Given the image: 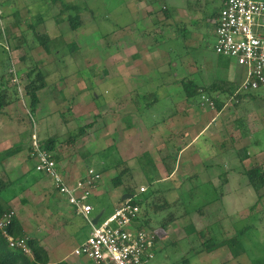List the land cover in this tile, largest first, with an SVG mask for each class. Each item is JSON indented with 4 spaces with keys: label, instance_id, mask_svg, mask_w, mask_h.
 Wrapping results in <instances>:
<instances>
[{
    "label": "rangeland",
    "instance_id": "1",
    "mask_svg": "<svg viewBox=\"0 0 264 264\" xmlns=\"http://www.w3.org/2000/svg\"><path fill=\"white\" fill-rule=\"evenodd\" d=\"M26 1L36 4L34 10L35 15L40 13L47 18L54 14L52 16L54 17V21H57L60 15L57 7L59 5L62 9L63 5L72 6L70 9L65 10L64 14L66 16L64 19H67L70 15H79L81 17L83 26L78 30L74 29L75 31L71 32L69 35L63 34V37L60 38L62 39L60 42L43 44L41 41L36 40L38 49L45 57L42 61H40L41 58L38 57L41 54L37 52H34L32 57L28 59L30 61L28 62L29 68H34V65L37 64L46 76L47 74L50 75L47 78V84L48 82L49 84L46 90H44V92L47 93L44 95L43 92V95L54 98L57 100L58 104L64 101L62 104L64 107H60L61 109L59 110L57 109L59 112L56 110L54 113H51L50 117L52 118H50L48 125L41 123V125L44 126L41 129L42 136L51 137L58 135L59 145L65 148L70 153V156L77 154L78 157L81 149L90 147L89 143L79 142L83 136L79 137L75 143H71V137L78 134L80 128L84 126L83 124L93 120L94 117L91 116L86 121L78 117L72 112L73 105L77 103L76 100L72 102V97H69L68 99L70 101L66 103V96H63V93L59 92L54 84L58 78L60 79L61 76L64 77L67 72H77L79 81H82L79 84L80 89L78 87L77 90L84 91L85 94H87V96L84 97L85 99L89 100L91 95L94 96V90L92 89L94 86L95 91L101 94L100 100L98 99L95 101L97 104L101 101L104 103L106 99L108 101L109 98L118 97L117 93L110 92V88L113 83L119 84L120 78L115 77L114 82H112L111 79L109 81H100L101 77L99 76L102 75V72H106L105 68H108L111 64L108 58L109 55L113 54L112 50L114 49L109 48L113 47L115 44L121 47L120 30L122 29L123 31L127 22H133L143 27L145 20L140 17L143 15V12L141 11L142 15L129 13L124 0H13L12 3L10 0L9 3L16 7L23 5ZM156 1L158 2L157 9L161 8L159 10V12H161V19L159 20L160 30H163V28H161V22L169 19L166 17L168 11L172 17L174 16V18L171 19L172 22L175 20L177 25L178 22L186 21L189 23L187 29L201 36L200 41L197 43L194 42V48L190 47L189 50L191 51L190 56L195 60L196 66L200 70V72L196 74V77L202 81L201 85H203V87L210 86L212 83L219 80L231 79L233 82L239 83L246 78V71L244 68L237 65L235 59L218 54L215 50V45L217 43L216 25L215 23H211L210 19L216 17L217 14L220 13L224 0ZM52 2L59 3H57L58 5L56 6L53 5ZM3 4L7 6L6 1ZM164 4H168L172 9L170 10L162 7ZM53 7H56V9ZM178 7L187 10V14L190 16H185L184 13L182 15ZM64 14H62V17H64ZM135 16H139V18H135ZM68 23L65 25L69 26ZM66 26L65 30L67 29ZM70 31L69 29V32ZM179 33V36H183L184 31L182 30ZM27 35L29 36L31 34L27 33ZM80 47L81 49L79 50ZM6 57L7 55L0 45L1 64ZM40 62L44 64H38ZM72 63L75 66L73 70L70 69ZM19 67L21 68V65H19L18 68ZM23 72L21 76L19 75V77H15L14 79L19 84L18 91L21 95L20 99L15 100L11 108L6 109V106L2 110H7V117L15 119L16 126L20 123L21 125L24 124V127L28 129L27 125L31 126L32 124L33 112L31 110L30 97L25 93V85L27 84L26 74L28 70ZM8 74H10V72L6 75L9 76ZM53 74L54 76H51ZM7 76L4 82H8V80L6 81L8 78ZM10 78L9 80L11 81ZM4 85L2 86L4 87ZM106 90H108V94H105ZM256 92H258L259 98L254 101L247 98L241 109L235 108V105L232 103L227 105V109L232 111H225V116L228 117V119L224 121L226 122L224 132L226 142L224 141L223 144H220V146L225 148V153H223L220 158L216 159L217 165H213V160L207 158L210 157L209 154L211 153L208 152V149L204 156L202 153L200 155L202 164L209 165L208 167L211 173H203L204 170L201 169L202 167L199 165L200 168L188 174L189 180H187L189 182L182 181L184 183L183 186H181L182 188H180L177 193H173V191L169 195L170 189L168 182L150 184V178L146 176L150 175V172L156 174L160 179L162 176L153 169L156 168L155 164L153 165V162L151 163L153 159L150 156H146L145 153L137 156L134 162V168L131 167L130 169L132 174L124 173L122 178L124 179L123 185L136 188L134 192L135 198L145 199L155 188L162 190L161 195L157 196L154 199V203H151L149 207V216L152 220L149 222L148 228L155 230L159 234L157 239V255L151 264H253L254 260L264 261V195L261 197L263 191L259 193L255 192L244 174L245 168H250L253 165L264 162V90L260 89L254 93L256 94ZM76 95L77 93L71 94L73 97H76ZM59 97L60 99H58ZM61 99L62 101H60ZM44 101L46 102L45 104H47L48 100L45 99ZM44 101H42L43 104ZM197 101L199 100L197 99ZM150 103H152L151 107L147 108L150 106ZM156 105L157 104H154L151 100L145 104L146 110L144 111L150 116L149 119L152 121L153 119L151 116L152 113L155 112L153 108ZM43 108L45 109V106ZM163 110H166V108ZM101 112L103 113V111ZM33 115L36 122H41L42 118L39 117V111ZM65 115L69 118L66 126L68 129L64 126ZM240 117L246 118L251 137L249 135L243 138L240 129L235 125V121ZM9 125L10 124H8V127ZM45 129L49 132L48 136ZM17 130L14 131L17 137L13 138L11 142L20 137ZM29 134H31V131ZM114 136L118 137L117 134ZM230 136H232L233 139L230 138ZM41 138L42 137H40V139ZM254 138L259 140V145L256 143L254 145L252 144ZM245 147H249V154L247 157L243 154V149H245ZM105 153H108V155L105 156ZM81 154L86 156V159H84L85 164L97 170L101 168L100 162L103 161L102 155L105 156V160L109 162L108 165L116 163V161H122V157L117 151L116 144H113L107 151H99L98 147L97 149H89L87 152H82ZM28 156L29 155L26 154L25 156L21 155L20 159L23 162L27 161L31 168L35 167L36 160L32 158L29 163ZM240 157L241 159L243 158L242 161ZM12 167L13 169L16 168L13 164L6 168L4 167V172H1L0 177L8 181L15 180L16 175L12 173ZM78 169L81 168L78 166ZM121 169H123L122 166ZM120 171L117 173L110 170L105 171L103 181L106 189L109 190L114 187L113 176ZM181 175L183 178L184 174ZM175 177L178 178V180H173L171 184L173 186L176 184L180 185L179 182H181L182 178H180V175H176ZM198 177H202L204 180L209 179V181L212 182L216 181V189L209 191L210 187L204 183H198L193 180ZM191 185H193L192 188ZM200 186H202L201 189ZM141 187H145L144 192L140 191ZM16 188L17 190L20 189L18 186H16ZM108 190L104 193L103 202L92 199L91 202L96 207L93 213L94 217L103 209L106 211L105 215H109L115 211ZM11 192L13 191L8 190L2 193V198H4L5 194L9 195ZM42 193V190L30 191L27 193L32 202L23 201L21 204L17 201V208L19 211L16 210V212L18 211L17 214L19 218L23 223L25 222L24 224L29 228L27 234L25 233L28 237L33 238V236H35V238L44 240L47 236H54L57 246L53 253L57 256L61 254L65 255L71 248L80 245L88 237L92 230V226L84 218L75 214L73 208L63 196L54 193V195H52L53 197H48L47 194L44 196ZM27 194L23 193L22 198L27 199ZM165 195L167 200L171 202L169 208V205L165 203ZM223 196H225L224 199L222 198ZM179 198L183 201L177 203ZM209 202L211 203L209 204ZM140 207L141 216L143 208L142 206ZM143 207L144 209L147 208L145 204ZM67 213H70L72 217L71 221L70 219L67 220L64 216ZM169 215H173L175 220L164 230L161 228V225ZM187 226L189 227L187 228ZM205 227L208 228L207 234L205 232L207 237H216L215 239L221 242L217 247L210 250L202 248V241L205 238L201 239L200 235L197 233V230H204L203 228ZM245 228H247L246 231L244 234H241V230ZM80 258L83 259V257ZM87 262L88 264H92L89 260H87Z\"/></svg>",
    "mask_w": 264,
    "mask_h": 264
},
{
    "label": "crops",
    "instance_id": "2",
    "mask_svg": "<svg viewBox=\"0 0 264 264\" xmlns=\"http://www.w3.org/2000/svg\"><path fill=\"white\" fill-rule=\"evenodd\" d=\"M5 1L7 6L3 4ZM9 2L10 0H2L5 31L3 39H0V45L3 51L7 53L6 55H9L12 65L9 71L10 74H8L9 76L6 75L8 77L6 80H9V78L14 75L15 77H19V75L21 76L24 73L23 71H27L29 69L28 62H30L28 59L32 57L34 52L42 55L37 47L36 40L40 41L41 39L43 43L48 42L53 44L60 42V40H62L60 38L63 37V34L69 35L71 32L75 31L67 20L61 22L54 21V17H52L54 14L47 18L40 13L35 15V3H28V1H26L23 5L14 7L11 4L13 0H11V3ZM57 3L59 2H52V4L56 6L58 5ZM124 3L129 13L142 15V11L143 15L140 17L145 20V24L141 27L136 23L127 22L123 31L122 29L120 30L121 47L115 44L113 47L109 48L114 49L112 50L113 54L109 55L108 58L111 64L108 67L109 69L105 68L106 72H102V75L99 77H101L100 81H109L111 79L112 82L115 81V77L120 78V83H113L110 88V92L117 93L118 97L109 98L108 101L106 99L104 103L101 101L97 104L95 101L100 98L101 94L95 91L94 86L92 87L94 96L91 95L90 101L85 99L84 97H86L87 94H85L84 91L77 90L78 87L80 89L79 84L82 82L81 80L79 81L77 72H67L64 77L61 76L60 79L58 78L55 84L52 82L56 85L55 87L59 92H62L63 96H66V103L70 101L68 99L69 97H72V102L76 100L77 103L73 105L72 112L84 121L91 116L94 117L93 120L83 124L87 125L93 123L92 126L86 129V133L79 141L80 143L88 142L90 147L81 149L78 157L77 154L70 156V153L59 145V143L54 149L53 153L61 172L71 179H77L85 175L90 166L85 164L84 159H86V156H83L81 153L87 152L89 149H97L99 147V151H107L113 144H116L117 151L122 157V161H116V163L108 165L109 162L105 160V156L108 155V153H105V156L102 155L103 161L100 162L101 168H98L102 178L98 183L95 195L91 198V201L92 199H96L99 202L104 201V193L108 190L103 181L105 171L110 170L117 173L120 170H125V173L132 174L130 169L131 167L134 168V162L137 156H140L142 153H145L146 156H150L153 159V165L155 164L156 166V168L153 169L159 172L162 178L160 179V177L152 172H150V175L146 176L150 179H156L157 181L155 184L168 182L171 191H169L168 195L173 191V193H177V191L182 188L183 182H189L188 174L192 173V171L202 167L201 169L204 170L203 173H211L208 167L209 165L202 164V159L200 160L201 153L204 156L208 149V152L211 153L209 154L210 157L207 158L213 160V165H217L216 159L220 158L221 155L225 153V148L220 146V144H223L225 141L224 132L226 122L224 121L228 119V117L225 116V111L231 112L232 110L227 109L226 106L221 111H217L214 107L210 108L209 104L199 105V102L189 100L182 83L183 81L185 82V80H192L201 88L203 87V85H201L202 81L196 77V74L200 72V70L196 66L195 60L190 56L191 51L189 50L190 47L194 48L195 44L193 43L199 42L201 36L194 32H190L187 29L189 23L186 21L178 22L177 26L175 20L173 22L171 21L174 16L172 17L168 11L166 17L169 19L161 22V28H163V30H160L159 20L161 19V12H159V10L161 8L157 9L158 2L156 0H124ZM59 6L57 7L59 12H61L62 8ZM162 7L170 10L172 9L168 4H164ZM53 8L56 9V7ZM179 12H181L182 15L183 13L185 16L188 15L185 9L180 8ZM189 16L190 15H188V17ZM136 17L139 18V16H135V18ZM216 21L217 17L210 19V22L215 23V25ZM67 23L69 26L65 25ZM65 26L67 27L66 30ZM82 26L83 23L81 22V27ZM69 29L71 30L70 32ZM182 30L184 34L183 36H179L178 34H180L179 32ZM27 33L31 35L28 36ZM41 35H43V37H41ZM80 49L81 47L79 50ZM41 55L38 56L41 58L40 61L45 58L44 55H42L43 57ZM39 64L43 65L44 63L40 62ZM19 65H21V68H18ZM74 67L72 63L70 69L73 70ZM0 70H2L1 63ZM2 73L3 72H0V77ZM49 76L50 75L47 74V78ZM51 76H54V74ZM229 81L233 82L231 79H229ZM241 82H239V84H241ZM46 88L47 86L38 92L40 103L36 113L39 111V117L42 118V120L41 122H33V120H31L32 124L31 126L27 125L28 129L24 127V124H22V126L19 123V127L16 126L15 119L7 117V110H2L3 112L0 111V175L9 165L13 164L16 166L15 169H13V167L11 168L12 173L16 175L15 180H11L13 184L5 191L7 192L10 190L13 192L9 193V195H4V199L10 208L15 210H18L17 201L21 204L23 201L32 202L27 194L30 191L42 190V194L44 196L47 194L48 197L54 195V193L59 194L49 177L38 173L35 167L31 168L27 161L23 162L20 159L21 155L25 156L26 154L29 155L28 162H31L33 157L30 153V151H32L30 145L33 131L36 130L39 137L48 139L50 136L44 137L41 134V129L44 127L41 123L48 125L50 118H52L50 117L51 113H54L57 109H61L60 107H64L62 105L64 103L62 99L60 100L62 102L58 104L57 100L54 98L44 96L47 93L44 92ZM75 93H77L76 97L71 96V94ZM105 94H108V90L105 91ZM60 97L58 99H60ZM45 99L48 100L47 104H45ZM150 100L153 101L154 104H157L153 108L156 113L153 112L151 116L153 121L149 119L150 116L144 111L146 110L145 104ZM246 100L247 99L240 104L241 108ZM42 101H44V104ZM13 103L8 105L6 109L11 108ZM41 103L42 108L45 106V109L41 108ZM151 105L152 103H150V106L147 108H150ZM240 107L235 106V108ZM164 108H166V110H163ZM101 111H103V113ZM32 118H34L33 114ZM66 118L65 115L64 126L68 129L66 126L69 118ZM8 124H10L9 127ZM47 129H45V132L48 136L49 132ZM15 130L18 131L20 137L11 142L13 138L17 137V134H14ZM30 131L31 134H29ZM116 134L118 137L114 136ZM17 147L19 148L17 149ZM11 148L16 149L14 155L2 160V154ZM199 165L201 166L199 167ZM78 166L81 169H78ZM121 166L123 169H121ZM181 174H184L183 178ZM116 175L113 176L114 179ZM176 175H180L182 179L181 182H179L180 185L176 184L173 186L171 184L172 181L178 180V178L175 177ZM193 180L198 183H204L210 187L209 191L212 189L215 190L217 186L216 181L212 182L209 181V179L204 180L202 177L194 178ZM16 186H18V188L20 187V189L17 190ZM130 187L136 190L133 186H125L123 184L118 187L114 185V187L108 190L110 193L109 197H111L110 200L115 208L123 201V194L126 193V189ZM192 187L193 185H191V188ZM201 188L202 186H200V189ZM155 189L157 191L158 188ZM23 193L27 194V199L22 198ZM222 198L224 199L225 196ZM95 210L96 207L93 204V213ZM101 212H103L104 215L106 214L105 209L101 210ZM64 216L67 220H72L70 213ZM17 218L23 225L24 232L27 234L29 228L24 224L25 222L23 223L19 218L18 214ZM37 239L49 252L50 264H55L60 261H67L69 264H88L87 258L83 257L82 259L73 253L78 245L71 248L67 254L57 256L53 253L57 246L54 236H47L44 240L40 238Z\"/></svg>",
    "mask_w": 264,
    "mask_h": 264
},
{
    "label": "built area",
    "instance_id": "3",
    "mask_svg": "<svg viewBox=\"0 0 264 264\" xmlns=\"http://www.w3.org/2000/svg\"><path fill=\"white\" fill-rule=\"evenodd\" d=\"M3 16L4 11L0 7V27L4 33ZM216 35V52L235 59L237 65L246 71L241 88L249 91L264 85V0H225L217 17ZM32 120L35 121L34 118ZM30 146L31 155L36 160L35 170L49 177L75 214L92 226L86 240L74 249L76 256L85 257L92 264L152 263L158 248V234L141 226L139 204L124 200L113 213L103 215L97 224H93L91 198L102 178L101 173L89 167L86 174L77 179L64 175L53 151L42 146L36 130L31 136ZM140 191L144 192L145 187ZM16 217L15 209L6 212L0 218V231L11 249L32 257L31 238L27 235L14 237L9 232Z\"/></svg>",
    "mask_w": 264,
    "mask_h": 264
},
{
    "label": "trees",
    "instance_id": "4",
    "mask_svg": "<svg viewBox=\"0 0 264 264\" xmlns=\"http://www.w3.org/2000/svg\"><path fill=\"white\" fill-rule=\"evenodd\" d=\"M225 1V0H224ZM224 3V2H223ZM2 1L0 3V7L2 8ZM63 9L60 12L59 18L57 19L58 22H61L63 20H68L72 29H78L81 27V18L79 15L77 16H68L67 19L65 18V10L70 9L72 6L70 5H63ZM3 9V8H2ZM64 14V17H62ZM219 13L217 14L216 17H218ZM61 16V17H60ZM62 19V20H61ZM3 30L0 27V39H3ZM43 37V35H41ZM41 41V39H40ZM43 43V42H42ZM48 43V42H47ZM43 44H46L45 42ZM7 54V53H6ZM39 64V63H38ZM35 67L32 68L30 67L28 69V73L26 74V79H27V84L25 85V93L30 97L31 100V110L34 113H36V110L38 108V105L40 103V98L38 95V92L45 88L47 84V76L46 74L43 73V71L38 67L39 65L35 64ZM2 70L0 72H3L1 77H0V111L13 103L15 100L20 99L21 95L18 91V86L19 84L14 80L15 75L12 77L11 76V81L8 80L9 82H4L6 78L7 72L10 71L12 65H11V60L9 55L5 58V60L1 64ZM7 81V80H6ZM5 85H4V84ZM7 83V84H6ZM183 86L184 90L186 92V96L189 100H192L193 102H199L200 104H209L210 108H213L211 104H213L214 108H216L217 111H221L224 109L227 105L229 104H234L236 107H240L241 103L247 99L250 98L252 100H256L259 98L258 92L256 94L254 93L255 91H258L260 89L263 90L264 85H261L259 89L256 90H249L245 91L243 88H241L239 83L232 82L229 80H219L214 83H212L210 86H205V87H200L197 85L194 81L192 80H185L183 81ZM4 85V87L2 86ZM254 91V92H253ZM197 99L199 101H197ZM241 108V107H240ZM239 108V109H240ZM93 123H89L87 125H84L80 128L79 133L71 137L72 142L75 143V141L81 137L84 136L86 133V129L92 126ZM235 125L237 126L238 129H240L242 137L246 138L249 135H251V132L248 129V125L246 122L245 117H240L235 121ZM58 135H54L49 137L47 140H42L41 139V144L42 146L50 151H54L58 144ZM232 138V136H230ZM233 139V138H232ZM260 144L259 140L257 138H254V142L252 144ZM19 147H17L18 149ZM249 147H245L243 154L248 156ZM16 149L11 148L4 152L2 154V160L6 159L12 155H14ZM240 153V150H239ZM238 153V155H239ZM242 154V155H243ZM242 157V156H241ZM240 160L242 161L243 158ZM152 163V160H151ZM126 171L121 170L116 178L114 179V185L116 187L124 184L123 182V175ZM245 176L249 180V184L251 187L255 190V192L259 193L260 191H263V194L261 197L264 195V162L260 164L253 165L250 168H245L244 171ZM156 179H150V184H155ZM13 184L12 181H8L4 179L3 177H0V218L8 212L11 208L8 205V203L5 201L4 198H2L1 194L4 193L11 185ZM126 192L134 194L135 189L133 188H127ZM159 192V193H158ZM162 190L156 191V189H153L152 192L145 198V199H140V198H133L131 201L135 204H139L142 206V215L140 216L141 220V226L143 228H148L149 222L152 220L151 217L149 216V207L151 203H154V199L161 195ZM165 203H167L168 208L171 205V202L167 200L166 195L164 196ZM181 198H179L178 202H181ZM211 202H209L210 204ZM146 205V209H144L143 205ZM149 216V217H148ZM175 220L173 215H169L167 219H165L161 225V228L166 230L169 225ZM189 226H187L188 228ZM204 230H197L198 235H200V238L204 239L202 241V248L205 250H210L214 247H217L221 242L217 241L215 238L216 237H207V229L208 228H203ZM247 228L241 230V234H244ZM153 230V229H151ZM156 232L155 230H153ZM9 232L11 235L14 237H23L25 236L24 228L19 219L16 217L9 228ZM206 232V234H205ZM157 233V232H156ZM158 234V233H157ZM159 235V234H158ZM30 246L33 251V256H28L25 253H23L20 250H15L11 249L9 247L7 239L3 236L2 232L0 231V264H50V256L49 252L47 249L40 243V241L33 237L30 239ZM158 250H156L157 252ZM55 264H69L67 261H60ZM253 264H264V261L262 260H254Z\"/></svg>",
    "mask_w": 264,
    "mask_h": 264
},
{
    "label": "water",
    "instance_id": "5",
    "mask_svg": "<svg viewBox=\"0 0 264 264\" xmlns=\"http://www.w3.org/2000/svg\"><path fill=\"white\" fill-rule=\"evenodd\" d=\"M135 197L134 194L132 193H124L123 194V197H122V200H132L133 198ZM103 216V212H101L100 214H98L94 219H93V224H97L98 221L100 220V218Z\"/></svg>",
    "mask_w": 264,
    "mask_h": 264
},
{
    "label": "clouds",
    "instance_id": "6",
    "mask_svg": "<svg viewBox=\"0 0 264 264\" xmlns=\"http://www.w3.org/2000/svg\"><path fill=\"white\" fill-rule=\"evenodd\" d=\"M40 138V137H39ZM124 201V200H123ZM104 215V214H103Z\"/></svg>",
    "mask_w": 264,
    "mask_h": 264
}]
</instances>
